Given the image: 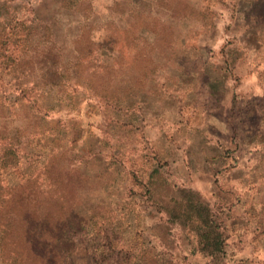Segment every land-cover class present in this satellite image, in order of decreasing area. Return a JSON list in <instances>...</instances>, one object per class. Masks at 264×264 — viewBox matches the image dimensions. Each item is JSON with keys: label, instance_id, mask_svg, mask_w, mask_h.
<instances>
[{"label": "rangeland", "instance_id": "obj_1", "mask_svg": "<svg viewBox=\"0 0 264 264\" xmlns=\"http://www.w3.org/2000/svg\"><path fill=\"white\" fill-rule=\"evenodd\" d=\"M29 190L70 237L2 216L0 264H264V0H0V212Z\"/></svg>", "mask_w": 264, "mask_h": 264}, {"label": "trees", "instance_id": "obj_2", "mask_svg": "<svg viewBox=\"0 0 264 264\" xmlns=\"http://www.w3.org/2000/svg\"><path fill=\"white\" fill-rule=\"evenodd\" d=\"M35 193L36 192L29 190V192H26L23 196L15 195L14 198H18L15 199L13 204L11 203L9 205L8 203V205L4 207L3 213L0 212V217L4 216L5 219L7 218L9 220L11 232L16 224L20 229V233L22 231L23 238L31 245L32 250L34 252H39L42 247L39 238L42 234L49 235L55 244L59 243L60 237L58 234L61 230L65 232L66 240H68L70 236L68 228H65L67 224L64 223L65 221L57 220V222H53L50 219L48 220V214L40 210V207L38 208L40 204L35 201L37 198V195L34 196ZM31 195L34 196L33 199L30 197ZM63 224L65 225L62 226ZM68 226L71 228L70 225ZM198 237L201 250L205 251L210 256H215L222 251V239L220 234L216 233L215 230L209 228L206 231L200 232ZM63 252V249L59 253L53 249L45 250V254L42 253V259L46 261V264H57L58 262L55 261L59 258H63L67 261L68 256L64 257ZM37 255V253L33 254L34 257H38Z\"/></svg>", "mask_w": 264, "mask_h": 264}]
</instances>
